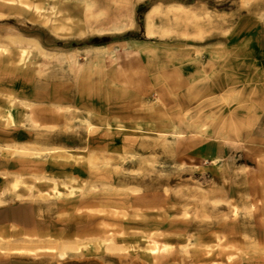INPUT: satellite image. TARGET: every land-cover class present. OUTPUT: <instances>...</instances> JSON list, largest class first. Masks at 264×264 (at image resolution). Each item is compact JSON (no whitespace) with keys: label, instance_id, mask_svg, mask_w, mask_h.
<instances>
[{"label":"rangeland","instance_id":"obj_1","mask_svg":"<svg viewBox=\"0 0 264 264\" xmlns=\"http://www.w3.org/2000/svg\"><path fill=\"white\" fill-rule=\"evenodd\" d=\"M86 1L95 19L84 37H57L16 19L0 22V31L34 39L50 52L78 53L81 68L91 71L88 77L54 62L45 70L44 60L33 53L17 82L0 80V110L10 108L15 122L9 128L0 124V141L100 158L90 173L65 177L47 168L42 181L27 177L29 189L17 190L14 203L0 204V240L13 234L6 218L10 211L30 209L49 214L42 223L52 239L96 240L102 216L95 210L107 205L105 199L100 202L104 194L117 195V207L133 206L152 215L146 222H124L121 230L166 232L169 224H183V211L190 214L189 222L199 221L204 212L199 195L211 187L221 188L222 199H230L237 217L252 211L251 227L256 226L264 214V0ZM11 56L17 60L15 49ZM56 108L79 119L68 124L53 119L49 112ZM42 111L50 115L36 138L38 129L27 120L35 121ZM83 118L92 124L93 135H88ZM226 119L233 122L232 129L221 132ZM101 120H118L124 128L104 136ZM137 123L143 124L142 131L135 130ZM177 132L183 136L177 137ZM191 157H201L202 167L186 164ZM2 179L0 190L6 187ZM81 185V191L68 195L69 186ZM5 195L0 193V198ZM88 197L84 202L90 204L84 207ZM245 200H255V207L248 208ZM149 207L162 210L146 211ZM227 212L225 207L218 214L210 212L207 221ZM72 217L79 233L62 224ZM33 231L44 234L45 227ZM240 239L249 250L248 239ZM177 240L158 239L173 252ZM125 241L137 248L135 252L108 264L150 261L139 235ZM102 255H12L2 264H102ZM154 256L163 264V254Z\"/></svg>","mask_w":264,"mask_h":264},{"label":"bare ground","instance_id":"obj_2","mask_svg":"<svg viewBox=\"0 0 264 264\" xmlns=\"http://www.w3.org/2000/svg\"><path fill=\"white\" fill-rule=\"evenodd\" d=\"M91 8L92 4L86 0H0V22H10L16 19L19 22L27 21V24L31 26L47 29L57 37H84L93 26V20L95 19ZM77 12L80 13V16H77ZM102 33L100 34L101 37L105 35ZM13 49L17 51V60L11 58ZM33 53L44 60L45 67L42 69L47 70L46 68L54 62L59 65L66 64L70 71L76 74L84 71L81 68L78 53L64 55L50 52L36 40L6 30L0 31V80L4 81L8 78L14 83L17 82L22 77L23 69ZM84 74L89 77L91 74L90 68L85 69ZM6 99L10 104V97L6 96ZM49 99L54 101L52 98ZM105 106L106 104H103L102 109H105ZM63 110V108H56L54 111L49 112L51 115L47 111L46 113L42 111L35 121L28 119L27 122L31 123V127L38 129L33 135L36 138L41 136L40 129L44 127L43 125L49 118L46 116L50 115L53 119H64L66 124L74 121V117L79 119V116L68 112L64 113ZM1 121H4V123H0L4 128L15 125L10 108L0 110ZM81 122L86 124L88 135L95 133L89 120L83 118ZM38 123H40L39 126H36ZM101 123L104 128V136L109 135L113 129L122 130L124 128L118 120L112 122L101 120ZM142 125V123H137L135 130L142 131ZM145 125L149 126V124ZM232 126L233 122L231 120L222 121L221 132L231 130ZM176 135L177 137L183 136L182 132H177ZM219 138L223 139V137ZM99 160L100 158L93 153L82 157L59 148H27L17 146L14 142L0 141V170L3 172L0 176L3 178L2 180L6 179L4 183L6 187L0 190L2 195L4 193L6 195L0 198V204L5 202L14 203L20 195L16 193L17 190L26 191L29 189L27 177H32L35 181H42L46 177L47 168L62 176L73 177L75 173L93 172ZM101 160L104 161V158H101ZM82 189L83 185L78 187L69 186L68 195H75L77 191ZM52 190L56 192V186ZM94 190L90 186L89 192L92 195L89 196H92V198ZM133 193L134 191L131 192V194ZM7 194L10 195L9 198ZM222 194L221 188L215 187L200 193V203L203 205L204 212L201 218L198 217L199 221L189 222L190 214L183 211L181 216L182 225L175 227L169 224L168 231H160L159 233L158 230L157 232H151V234H145L140 230V232H137L138 230H129L128 232L121 230L120 224L124 222H146L152 215L145 214L142 209L133 206L128 209L117 207L115 201L117 195L108 194L109 196H107L104 194L100 202L103 205L105 199L107 205L99 206L95 210L98 215L102 216L99 223L100 232L96 240L52 239L48 227L42 223L49 214L41 211L35 213L31 209L30 212L22 211L19 214L10 211L6 218L11 223L10 229L13 234L1 236L0 264L6 262L12 255L39 256L40 254H51V256L58 259L73 258L76 254H103L98 257L103 258L100 259L103 261L102 264H108L107 261L121 262V254L135 252L137 249L133 244L127 243L125 238L138 235L140 239L145 241L144 251L149 253L147 258L150 261L145 264H160L154 256L155 253L163 254V264H264V214L261 215V218L258 217L257 225L251 227L252 211H247L241 217H237L236 208L231 204L230 199L223 200L224 195ZM88 199L90 200V197L83 200L84 207L90 204L84 202ZM129 202V199H125V203ZM245 204H248V208L253 209L256 201L249 202L245 200ZM224 207L225 210H228L226 214L218 219L213 217L214 221H207L210 219V212L214 215L218 214L219 210L224 209ZM20 208L24 209L25 207ZM146 209V211L162 210L154 207ZM64 212L66 211L64 210ZM75 212H78V210L75 209ZM61 217L62 214L60 213L58 220ZM72 218V221L68 219V222L62 221V224L65 223L67 225L65 228H68L69 231L79 233L80 230L73 221L75 219ZM239 218H241L240 221ZM238 221L242 224L239 225ZM21 227L24 229L22 230ZM42 227H45L44 234L33 231ZM1 228L5 230V228ZM252 233L257 234L255 235L257 238L252 237ZM163 236L177 238L178 249L173 252V248L169 244L160 243L158 239ZM240 238L248 239L249 250L243 248L244 241ZM253 239L254 241L251 243ZM112 255H118L117 258L120 259H113Z\"/></svg>","mask_w":264,"mask_h":264},{"label":"crops","instance_id":"obj_3","mask_svg":"<svg viewBox=\"0 0 264 264\" xmlns=\"http://www.w3.org/2000/svg\"><path fill=\"white\" fill-rule=\"evenodd\" d=\"M201 157H191L187 159V162H185L188 165L196 166V168L202 167L201 165Z\"/></svg>","mask_w":264,"mask_h":264}]
</instances>
